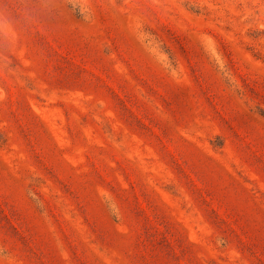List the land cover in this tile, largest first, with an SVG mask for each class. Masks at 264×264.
<instances>
[{"label":"rangeland","instance_id":"1","mask_svg":"<svg viewBox=\"0 0 264 264\" xmlns=\"http://www.w3.org/2000/svg\"><path fill=\"white\" fill-rule=\"evenodd\" d=\"M64 1L0 0V45L27 64L42 48L45 83L99 77L100 113L130 143L101 135L92 96L0 80V264H264V0H67L80 19ZM203 211L228 257L192 222Z\"/></svg>","mask_w":264,"mask_h":264},{"label":"trees","instance_id":"2","mask_svg":"<svg viewBox=\"0 0 264 264\" xmlns=\"http://www.w3.org/2000/svg\"><path fill=\"white\" fill-rule=\"evenodd\" d=\"M76 2L77 3L73 4V3L66 0V1H64V5H65L66 9L71 13V15H73V17L75 19H80L82 16V12H83L82 11L83 10L82 9V3H80L79 1H76ZM186 8H188L187 10H190L191 12L197 13V11L195 10L197 7H192V5H187ZM84 9H85V7H84ZM14 28L16 30L18 29V27L17 28L14 27ZM47 49H48V47H47ZM11 53H9L7 50H5V47L3 45H0V80L5 81L7 79L12 80L14 78L17 81H19V83L27 91L34 94L35 96L36 95H44V94H46L47 96H53L54 100L56 97L58 100L62 101L63 105H65L66 102L69 105H73L74 102L76 101V96L69 93L72 90L73 91L75 90L77 92L80 91L84 98L87 96H92L91 99H85V100L81 99V100H79V102L81 104H83L84 107L89 109L88 111H86L87 114H85V115L89 116V118L92 119V121L94 122L93 123L94 126H96L99 129L101 135L105 136L104 138H106L109 142L115 144L119 148L122 147V150H123V145L125 146V144L130 143V138H129V136H127L128 134L123 133L122 131L118 130L116 127H114L112 125L110 118L105 117L104 115L102 116L100 113L102 109H101V107H99L96 104V102L98 100V95H100L98 93V90L103 89V91L108 92V91H110V88L107 87L106 84L103 83L99 77H97L96 75H94L93 73H91L89 71L85 72L86 73L85 76H78V75L71 74L74 76L72 78V82L70 83L68 80V76L64 77L62 79L54 80V74H53L52 76L49 75V79H52V80H50V81L48 80L45 83L43 81L44 76L46 73L51 72L49 67L51 66L52 63H54V61H50L45 65V62L42 59V56L44 55V51L42 48H40L39 46H37L35 44V49L33 50V52L32 51H30V53L27 52V54H30L31 57L33 58V59H30L31 62L28 64L22 62L21 57H19L16 53H13V52H11ZM59 59H62V58L60 57ZM159 62L164 67L168 66L170 64V62L166 63V61L164 62L163 60H160ZM172 64L174 65V63H171V65ZM57 66L64 68L65 66H67V64L58 63ZM1 69H2V71H1ZM103 84H105V85H103ZM103 93L105 94V92H103ZM104 100L107 104L108 103L111 104V101L108 98H105V96H104ZM1 102L2 101H0V103ZM90 105H96V107H97L96 110L92 109ZM77 108H78V110L80 109L79 107H77ZM114 113L118 114L115 110H114ZM10 114L11 113H10V111H8L7 107H4L3 109L0 107V125L3 124L2 120H5L4 117L9 118ZM78 114H81V113H77V115ZM78 116H80V115H78ZM103 117H105V118L103 119ZM119 120L122 121L121 118H119ZM80 126L82 128H85V126H83L81 124H80ZM2 128L3 127L0 126V136L2 135V132H3L1 130ZM7 131H9V130L7 129ZM141 135L142 136L140 138L146 137L143 134H141ZM4 137H5V139L3 140L2 145L0 147H2L3 145H5V146L8 145L7 148H11L12 142L9 141V139L6 135ZM21 144H22V150L26 154H28V155L32 154V149L28 146V144L25 141H23ZM7 148L3 147L1 149H4L5 151L8 152ZM5 154H6V152H5ZM10 155H12L11 152H10ZM43 170H44V168H43ZM41 178L43 179L42 176H41ZM111 189H109L106 192H108V194H110ZM177 191L178 190H175L174 194H173V196L176 198V200L179 197ZM102 193H104V192L98 191L100 199L103 200V202H104V206L107 207L109 210V203L107 201L108 200L107 199L108 194L106 196H104V195H102ZM67 194H69V193H67ZM114 197L116 200V208H118V206L123 207L124 205L122 202H120L118 200V197H116V196H114ZM41 203L43 205H45V208L48 209V207H46L47 203L45 204V202L42 200H41ZM125 206L128 209L127 205H125ZM38 210L40 211V209H38ZM124 210L126 211V209H124ZM72 211L75 213V211H77V210L73 209ZM67 212H70V211L67 210ZM203 213L204 214L202 215L201 219H199L198 221H192V222H194V224L196 226L199 227L198 233L202 234L201 237H202V239H205L204 242H206V244L214 246V247H212L211 250L215 249L217 251L218 249H216L215 245L221 244L220 246H222V247L219 246V248L221 249L219 251L221 252V254H224L228 251L227 252V257H228L229 251H230V249H232V246H233L232 245L233 239L232 238L228 239V235L221 236V233L213 228V226H214L213 223L207 217V215L205 214L204 211H203ZM49 215L47 214L46 217L49 218L51 216V215L50 216ZM70 218H72V217L70 216ZM126 218L128 219L127 220L128 222H132L133 226H136L137 225L136 223L139 221L136 214H134L131 211L129 212V215ZM219 223H221L223 226H225L224 221L220 220ZM72 224L74 225V223H72ZM203 224H205L206 226L202 229ZM79 225L80 224L78 223V226ZM207 229L213 230L214 233L213 234L210 233L209 236H205V232ZM93 238L95 239L96 242H98L100 245H102V241L99 239L98 236L93 234ZM234 240H235V238H234ZM108 245L109 244H103L102 247L104 246V248L107 249ZM215 254H216V252H215ZM204 259L206 261L203 260L204 263L202 262L201 264H214L215 260H218L222 263L226 262L225 260L222 261L221 259H219L217 255L215 256L214 259H211V260L209 258H204Z\"/></svg>","mask_w":264,"mask_h":264}]
</instances>
